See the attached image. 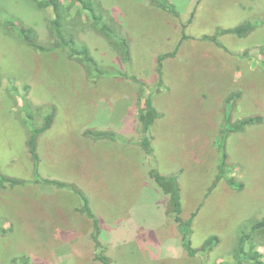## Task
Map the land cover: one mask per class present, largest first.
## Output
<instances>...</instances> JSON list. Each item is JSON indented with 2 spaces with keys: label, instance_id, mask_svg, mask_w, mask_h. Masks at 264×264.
<instances>
[{
  "label": "rangeland",
  "instance_id": "374dc122",
  "mask_svg": "<svg viewBox=\"0 0 264 264\" xmlns=\"http://www.w3.org/2000/svg\"><path fill=\"white\" fill-rule=\"evenodd\" d=\"M36 1L0 0V264H101L76 189L99 220L111 264H235L243 234L252 235L245 251L264 264V231L252 234L264 219V0H167L179 18L150 0H93L116 38L128 41V61L90 28L79 3L63 0L68 34L89 47L103 76L67 49L39 53L22 40L19 26L33 28L43 45L55 42L53 9ZM246 22L259 23L246 37L202 41ZM159 56H166L161 75ZM148 97L159 117L144 134L139 114ZM52 108L36 175L28 140ZM252 117L263 121L225 136L226 121ZM87 129L112 137L93 140ZM223 153L235 187L217 180ZM153 170L179 185L194 256ZM212 237L218 242L203 249Z\"/></svg>",
  "mask_w": 264,
  "mask_h": 264
},
{
  "label": "trees",
  "instance_id": "16d2710c",
  "mask_svg": "<svg viewBox=\"0 0 264 264\" xmlns=\"http://www.w3.org/2000/svg\"><path fill=\"white\" fill-rule=\"evenodd\" d=\"M63 0H40L36 1V8L43 11L46 8H52L55 18L52 19L49 22V29L52 33V36L55 40V42L51 43L50 45H43L38 41V35L36 31L31 27H24L19 26V34L22 38V40L27 43L31 48H33L36 52L39 53H47V52H53L59 49H67L69 54L68 58L75 59L84 66H86L90 71H92L94 74H97L98 76H103V73L101 72V68L95 58L92 56L91 51L87 45H84L80 42H77L73 35L68 34L65 24L68 22L69 18V10H70V4L65 5ZM74 3H79L82 10L86 11L89 19L92 22V25L90 28L98 31L100 34H102L107 40L111 41L112 45L118 46V50L123 57V59L126 61L129 60L130 57V47L129 43L126 39H117L115 36V31L112 29V27L104 20L103 15L101 13H97L95 10V1L93 0H72ZM152 4L155 6L161 8L164 11L169 12L170 14H173L175 18H179V13L175 9L173 5H170L167 0H150ZM258 22H246L239 27L232 28V29H226V30H220L216 33L215 36L212 37H203L202 41H211L216 44H219L217 41V36H222L225 34H233L239 37H246L250 33H252L256 27L258 26ZM8 26L10 27H16L15 22H9ZM189 37L184 36L183 41L188 39ZM175 53L172 55L174 56ZM166 56H159L157 63H158V73L159 75L162 74V66H163V59H165ZM92 76V75H91ZM134 79V78H133ZM135 80V79H134ZM52 112L48 114L44 120L43 126L40 128H32V134L28 140V146L30 150V154L35 162V174H38L37 170V163L39 162V158L37 155V141L38 137L49 130L54 121L55 112L56 109L52 108ZM159 117V113L156 111V109L153 106V102L151 97H148L146 100V109L142 110L139 114V121L142 127V132L144 134H147L150 127L154 124L155 120ZM263 121L262 117H252L248 119H243L241 121H238L237 123H230L229 121H226L227 126L229 127L228 130H226L225 136L229 133H235V132H241L243 129L248 126L252 125L254 123H261ZM85 136L93 139V140H104V139H110L112 137V134L110 132H102V131H93L92 129H87L83 133ZM142 145L145 147V150L151 152V148H149L150 143L147 138L142 142ZM227 155L226 153L222 154L221 163L219 164V174L217 180L225 179L229 185L235 187V182L231 177H228V174L226 173V165H227ZM151 176L154 178V180L157 182L159 187L162 189V191L165 194H168L171 196V206L174 213V218L177 223H179L180 229L183 232V246L184 248L189 252L191 256H194L196 254V251L191 248V242H190V236L188 235V223H183L180 218V202H179V185L177 181L171 177H163L160 176L155 170L151 171ZM37 177V176H36ZM1 179V184H4L3 177ZM38 183H44L47 185L54 186L58 189H64L68 188L70 189V186L67 184L57 181V180H48V179H35ZM11 184L15 187L18 185L25 184L24 181L21 180H10ZM76 189V188H75ZM74 192L79 196L80 200L83 202L80 212L83 214H86L92 221L94 225V234L93 238L96 242L97 252H96V259L101 262V264H111V260L109 257H107L104 252L101 249V244L98 241V236L100 233L99 228V220L92 212L89 200L84 195L82 191ZM264 231V219L261 221L256 222L252 226V234H255L257 232ZM189 236V238H188ZM252 235H245L243 234L240 238L238 247L235 250L234 258H235V264H244V263H252L253 261L257 262L256 264H262L261 262H258L259 254L255 253L254 255H250L245 251V246L250 240ZM216 242H218V239L215 237L210 238L205 243L203 249H209L211 248ZM28 262V261H27ZM26 262V263H27Z\"/></svg>",
  "mask_w": 264,
  "mask_h": 264
}]
</instances>
